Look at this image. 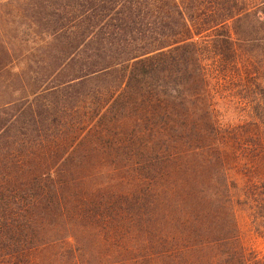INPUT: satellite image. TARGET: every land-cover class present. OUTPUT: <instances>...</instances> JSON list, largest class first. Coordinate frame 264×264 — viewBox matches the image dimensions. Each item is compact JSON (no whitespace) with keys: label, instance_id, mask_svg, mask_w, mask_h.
<instances>
[{"label":"trees","instance_id":"1","mask_svg":"<svg viewBox=\"0 0 264 264\" xmlns=\"http://www.w3.org/2000/svg\"><path fill=\"white\" fill-rule=\"evenodd\" d=\"M256 4L0 0V71L14 46L37 52L33 81L16 72L20 96L0 100V264H264L235 210L264 237V19L261 32L246 26Z\"/></svg>","mask_w":264,"mask_h":264},{"label":"rangeland","instance_id":"2","mask_svg":"<svg viewBox=\"0 0 264 264\" xmlns=\"http://www.w3.org/2000/svg\"><path fill=\"white\" fill-rule=\"evenodd\" d=\"M259 5V4H258ZM257 7V4L253 7V9ZM7 10L6 6H0V15H2L4 13V11ZM255 12H252L250 14L247 15V25H251L254 24L253 27H249L248 26V31L250 33H256V32H261L263 31L262 28V24L259 23H255V18L258 17L257 15H261L260 19H264V4L258 6L257 8L254 9ZM14 51H13V55H14V61H13V69L10 68L9 71H0V100L1 98L6 97L8 94H10L9 91H11V95L13 97H18L20 96L21 92V82L19 80H12V82H8L9 78L12 79L13 77H15V73L16 72H21L20 77H23V80L25 81V83H31L32 80V73L27 70V63H26V56L29 55V53H33L30 52L29 50H26L22 47H18V46H14ZM33 54H37V52L33 53ZM212 58V57H211ZM213 59V58H212ZM217 63L212 64V61L210 62V67L212 70V73L214 74L215 78H221L223 81L224 78L225 80H227L226 76L223 74V71L221 72L219 70L220 66L218 62V60H215ZM219 66V68H218ZM32 69L34 68V65L31 66ZM235 74L234 71L232 73L233 79L235 78V76L233 75ZM228 81V80H227ZM232 85H229L228 83L226 84V88L229 89L231 88ZM7 88H8V92H7ZM13 88V90H12ZM8 93V94H7ZM224 94H220V96H222ZM225 98L221 97L218 101L217 104V109L219 110L220 114H222V117L224 119V122H233L235 121V117H236V113H239V108L234 107L233 104H231L230 102H228V100H223ZM226 109L228 110V112H226ZM133 123V122H132ZM102 157V158H101ZM97 156L96 154H89V158L88 159H106L108 161V159H112V155L111 156ZM126 157L125 155H122L121 158ZM126 159V158H125ZM125 159H119V161H121L120 165L124 164L125 161L126 163H128V160ZM240 160L239 159H231V168L229 169L230 175L232 177V179L236 180L238 186L240 187L241 183H243L242 177H241V173L239 171V169H237V165L236 163H238ZM105 169V168H104ZM121 169V168H119ZM105 174L103 175L104 178L105 175L111 176L114 178V181H116L117 179V175L113 174L111 172V170L107 169L104 171ZM101 175V179H104ZM130 179V177H129ZM235 195L237 197H239L240 195V189H236L235 190ZM235 210H236V216H237V220H238V224H239V229H240V235H241V239L242 242L245 246L247 247H252L253 249H256L257 251H262L264 252V237L260 236L259 234H257L254 231V227L251 225V220L248 216V212L243 208V206L237 205L235 206Z\"/></svg>","mask_w":264,"mask_h":264}]
</instances>
